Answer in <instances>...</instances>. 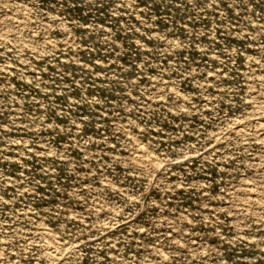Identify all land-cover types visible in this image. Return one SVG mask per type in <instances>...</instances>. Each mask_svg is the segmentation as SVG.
Listing matches in <instances>:
<instances>
[{
	"label": "rangeland",
	"instance_id": "rangeland-1",
	"mask_svg": "<svg viewBox=\"0 0 264 264\" xmlns=\"http://www.w3.org/2000/svg\"><path fill=\"white\" fill-rule=\"evenodd\" d=\"M0 264H264V0H0Z\"/></svg>",
	"mask_w": 264,
	"mask_h": 264
},
{
	"label": "bare ground",
	"instance_id": "bare-ground-1",
	"mask_svg": "<svg viewBox=\"0 0 264 264\" xmlns=\"http://www.w3.org/2000/svg\"><path fill=\"white\" fill-rule=\"evenodd\" d=\"M140 147V146H139ZM141 148H142V146H141ZM144 148V147H143ZM143 151V150H142ZM140 152V151H139ZM144 154V153H143ZM146 156H147V153L145 154ZM145 155H143L144 157H145Z\"/></svg>",
	"mask_w": 264,
	"mask_h": 264
}]
</instances>
